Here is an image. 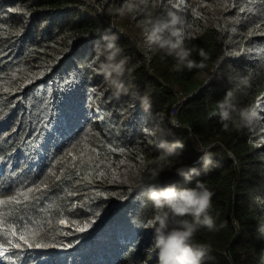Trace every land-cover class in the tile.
Segmentation results:
<instances>
[{"label": "trees", "instance_id": "1", "mask_svg": "<svg viewBox=\"0 0 264 264\" xmlns=\"http://www.w3.org/2000/svg\"><path fill=\"white\" fill-rule=\"evenodd\" d=\"M122 2L0 0V105L4 107V122L0 121V186H12L0 199L26 187L48 186L36 194L41 197L40 203L30 199L27 209L23 204H8L3 211L7 214L16 209L17 216L26 211L30 219L44 225L43 243L65 247L49 250L45 259L43 248L13 249L22 256L20 264H30L32 259H39L38 264H100L113 259L117 253L115 236L102 233L101 240L108 247L99 243L95 249L81 244L70 247L65 239L75 224L90 221L85 219L86 205L99 202L105 208L126 198L138 189V177L145 174L142 161L159 155L155 144L149 142L152 137L139 138L120 124L121 120L129 122L127 115L132 110H143L139 97L144 95L150 96L154 114L149 123L169 129V142H184L180 161L199 169L198 175L186 181L175 174L179 165L174 164L171 170L166 167L160 173L158 182H175L182 188L194 187L200 181L214 193L210 214L218 230L200 228L193 238L194 243L211 249L204 264H264V35L260 34L264 33V17L250 12L252 6L246 0H146L134 15L111 13ZM172 8H178L183 17L180 28L185 47L191 49L189 58L199 63V51L208 54L205 68L189 70L180 64L176 70L177 60L152 43L155 24L164 20ZM239 8L246 11L240 13ZM104 32L118 36L124 55L130 57L128 67L132 72L123 77L129 93L115 97L113 91L103 90L109 100L105 104L98 97L100 105L113 115L107 118L109 132L95 125L82 140L81 136L71 142L67 141L70 136L61 140L66 129L51 116L59 105L71 110L90 102V80L74 78L78 87L71 96L73 100H69L64 91L68 85L56 88L60 84H55L52 77L58 74L59 63L97 77L96 65L92 61L89 65L93 53L80 39L99 44ZM77 41L79 45L73 50ZM46 75L50 77L45 79ZM45 81L55 86L38 88ZM175 83L180 84L179 89L174 88ZM180 91L182 103L174 118L179 126H174L171 108ZM229 91L234 103L255 108L257 117L253 122L241 126L229 123L225 130L217 102ZM41 101L47 102L46 106ZM84 148L99 152L100 169L70 166L68 154L79 158ZM201 148L214 154L207 169L198 161ZM100 171L104 174L99 175ZM152 215L153 206L146 203L139 217L148 223ZM61 219H69L73 226L61 225ZM153 243L152 237L139 247L136 256L123 257L121 263L157 264Z\"/></svg>", "mask_w": 264, "mask_h": 264}, {"label": "clouds", "instance_id": "2", "mask_svg": "<svg viewBox=\"0 0 264 264\" xmlns=\"http://www.w3.org/2000/svg\"><path fill=\"white\" fill-rule=\"evenodd\" d=\"M145 3L146 0H123L118 7L111 10V13L120 17L134 15L142 10L141 5ZM182 18L179 9L172 8L166 13L164 20L155 24L150 39L157 49L177 60L176 70H179L180 64H184L189 70L193 68L203 69L206 67L204 61L209 58L208 54L201 49L199 56L202 59L199 63L189 58L191 49L185 47L182 28H180V25L183 24ZM148 23H152V21H148ZM100 40V43H103H99L100 45L96 47L95 41L80 39V43L85 44L93 53L89 65L91 61L96 65L95 72L102 75L100 82L97 77H89L87 71L80 72L74 67L62 66L59 63L57 69L61 72V81L64 85L49 84L48 86L49 88L54 86L64 88L77 76L81 77L76 80L82 77L90 80L87 84L90 89V102L83 103L71 110L64 109L59 105L54 115L51 116V118L56 117L54 118L56 123L66 129L65 135L61 136V140H66L67 136H70V138H67L68 142L73 141L78 136H81L82 140L95 125L101 130L109 132L107 118L113 115L107 111V108L100 105L98 97H101L102 104H105L109 100L105 99L106 92L103 90L113 91L115 97L129 93V88L125 85L123 77L126 73L130 75L132 72V69L128 67L130 57L124 55V49L118 43L119 37L115 34L108 35L107 32H104L101 34ZM69 54L70 52L67 53V55ZM101 82L108 88L101 90ZM44 86L38 85V88ZM174 88L179 89L180 84L175 83ZM181 95H183V92L180 91L177 101L171 108L174 126H179L174 118L178 113V105L182 103ZM232 95V92L229 91L222 101L217 102L219 117L225 130L228 129L229 123L241 126L253 122L257 117L255 108L252 105L240 106L233 102ZM67 99L73 100L72 97L68 96ZM139 99L143 110H132L127 115L129 122L125 123L121 120L120 124L139 138L148 139L152 137L153 139L149 142L155 144L159 155L150 161H142V170L145 174L138 177V189L126 198L115 200L113 204L105 208L104 205H99V202L90 204L92 211L98 212H95L96 216L93 224L87 222L90 223V227L85 231L87 235L84 242L80 244L82 247L87 245L90 249H95L94 247H97L99 243L108 247L106 242L101 240L102 233L115 236L118 239L122 238L123 240L119 241L117 239V253L113 259L100 261V264H123L121 263L123 257L127 259L136 256L139 247L146 244L153 237V248L156 250L157 264H204L211 249L207 245L194 243L193 238L200 228H206L209 231L218 230L216 219L210 214L214 193L200 181H197L194 187L182 188H178L175 182L167 184L158 182L160 173L166 167L171 170L174 164L179 165L175 167V174L186 181L191 180L193 175H198L199 169L195 165L184 164L180 161L186 147L184 142L180 140L169 142L166 139L171 134L169 129L160 124L154 127L149 123V120L154 116L151 112L150 96L144 95ZM69 121H71L70 126ZM76 128L78 131L71 133ZM200 150L202 155L198 157V161L207 169L213 163L214 154L207 149L201 148ZM150 165H154V167H150ZM53 198H56V196L54 195ZM146 203L149 204L150 208L153 206V215L148 223L142 221L139 217ZM66 220L68 221L66 226L72 227L73 225L69 219ZM83 225L79 224L78 226L75 224L70 235L77 234L79 232L77 229ZM224 226V224L220 225V227ZM65 240L70 247L80 245L73 244L69 237ZM42 248L45 250L42 257L45 259L51 252L49 250H63L65 247L51 243ZM8 255L15 261V264H20L22 256H18L14 250ZM38 260L34 261L32 259L30 264H38Z\"/></svg>", "mask_w": 264, "mask_h": 264}, {"label": "snow or ice", "instance_id": "3", "mask_svg": "<svg viewBox=\"0 0 264 264\" xmlns=\"http://www.w3.org/2000/svg\"><path fill=\"white\" fill-rule=\"evenodd\" d=\"M246 3L251 5V9L249 11H255L258 17H264V0H246ZM246 11L245 8H239L240 13H244ZM264 35V33H260ZM78 85L75 81H70L68 86L66 87L65 94L68 97H71L72 94L77 89ZM2 98V97H0ZM41 104H47L45 101H41ZM42 109L41 111H43ZM43 116H41V120ZM39 122V121H38ZM71 121H69L70 126ZM35 132L36 130L33 129ZM28 135H31L29 133ZM71 157L72 168H84L89 171L100 169V162H98L99 152H96L95 149L92 148H84L79 152V158L72 153L68 154ZM2 159V156H0ZM2 166V165H0ZM102 171L99 172V175H103ZM59 180L60 177H57ZM47 185H43V188L37 187H26L23 190H17V194L15 196L9 197L8 199H0V264H15V261L10 258L8 255L13 249L22 250V248H42L47 247L48 245L43 243V236L41 235L43 231L44 225L37 221L30 219L25 211L22 215H16V209L10 210L7 214L3 211V206L8 204L21 205L23 204L24 209L28 208V201L34 200L38 203L41 201V197L36 195L37 193H41L43 189H47ZM12 186L9 185L7 188L0 186V196H3L4 192L7 190H11ZM19 189V186H18ZM33 211H37L35 207L32 209ZM9 218L11 222H9ZM61 225L68 224V221L65 219H61L59 221ZM90 227V223H84L83 226L79 227L77 230L79 232H84L87 228ZM31 237V239H30Z\"/></svg>", "mask_w": 264, "mask_h": 264}, {"label": "rangeland", "instance_id": "4", "mask_svg": "<svg viewBox=\"0 0 264 264\" xmlns=\"http://www.w3.org/2000/svg\"><path fill=\"white\" fill-rule=\"evenodd\" d=\"M114 28H116L115 26H114ZM103 43V42H102ZM102 43H100V44H102ZM76 44V43H75ZM75 44H73V45H75ZM100 44H97L96 45V47L98 46V45H100ZM72 45V46H73ZM96 47H95V49H96ZM64 58V57H63ZM62 58V59H63ZM102 77V75H98L97 76V78H101ZM53 78V82L55 83V84H60V85H64V83L61 81V72H58V74H56V76L55 77H52ZM104 79V78H103ZM101 83H103V82H101ZM46 84H50V81H45V82H43V83H40V84H38L39 86H41V85H46ZM37 85V86H38ZM34 87H36V86H34ZM33 87V88H34ZM108 88V86H106V85H104V86H102L101 87V90H103V89H107ZM76 91V90H75ZM3 108V106H1L0 105V121L1 122H4V115H3V112L1 111V109ZM8 116H9V114H8ZM14 128L15 129H17V127H16V124H15V126H14ZM12 196H15L14 194H12V195H10V196H6V197H4L3 199H8L9 197H12ZM51 207H52V205H51ZM83 210L85 211V219H88V220H90V221H88V222H91L92 224L95 222V216H96V214H95V212H93L92 211V209H91V205H86L84 208H83ZM91 212L92 213H94V215L92 216L91 215ZM78 226H79V224H77ZM78 233H81V232H78ZM78 233L77 234H74V235H70L69 236V238L71 239V241L73 242V244H75V245H77V244H79V240L81 241V243L82 242H84V240H85V238H86V235H83V236H79L78 235ZM84 233H86L85 231H84Z\"/></svg>", "mask_w": 264, "mask_h": 264}, {"label": "bare ground", "instance_id": "5", "mask_svg": "<svg viewBox=\"0 0 264 264\" xmlns=\"http://www.w3.org/2000/svg\"><path fill=\"white\" fill-rule=\"evenodd\" d=\"M78 45H79V43H76L75 45H74V47H73V50H76L77 49V47H78ZM52 75V74H51ZM46 78L45 79H48L49 77H50V75H46L45 76ZM4 108V107H3ZM81 243V241L79 240V244Z\"/></svg>", "mask_w": 264, "mask_h": 264}]
</instances>
